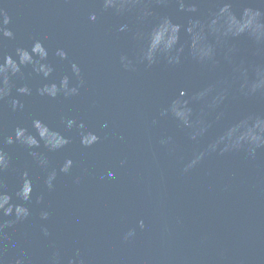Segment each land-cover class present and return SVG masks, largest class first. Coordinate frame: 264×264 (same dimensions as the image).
<instances>
[{
	"label": "water",
	"instance_id": "obj_1",
	"mask_svg": "<svg viewBox=\"0 0 264 264\" xmlns=\"http://www.w3.org/2000/svg\"><path fill=\"white\" fill-rule=\"evenodd\" d=\"M194 2L201 16L214 4V0ZM243 6L264 11L261 0H235L234 10L239 12ZM4 7L13 19L10 27L16 38L4 39L0 54L15 58L17 47L30 50L34 40H40L56 69L55 79L70 75V61H75L86 81L78 97L52 100L38 95L37 89L46 81L30 76L29 67L23 69V80L14 78L12 96L0 101V146L11 159V167L3 173L5 190L14 203H23L15 192L24 171L34 186L32 201L25 205L31 208L32 217L6 229L16 244L13 248L8 241L3 242L7 261L22 250L31 264H50L53 253L59 250L67 264L79 249L85 264H264V150L255 159L243 151L213 154L184 173L185 164L221 125H214L209 136L197 143L170 117L159 116L181 90L190 98L209 82L230 80L232 65L221 56L220 67L209 69L186 57L180 66L170 67L161 60L151 68L138 64L137 71L127 72L119 63L120 55L135 59L141 47L134 38L140 28L134 16H117L109 10L93 23L89 13L101 12V0H4ZM153 10L182 25L189 18L174 0ZM123 23L130 24L132 33L116 31ZM150 27L146 24L143 30ZM232 43L239 49L236 63L264 62V53L256 54L246 37ZM60 47L68 52L69 60L55 56ZM249 75L254 78L251 71ZM25 83L32 89L31 96L16 92V87ZM237 87L226 102L224 124L249 112L264 114V96L246 98L235 90ZM12 98L20 99L25 108L13 112ZM63 116L83 120L88 131L100 135V143L83 147L78 132L68 133L61 123ZM33 119L63 132L71 143L50 153L43 142L40 149L31 150L18 142H4L8 136L14 137L17 126L34 132ZM153 119L159 124L153 126ZM104 123L109 128H102ZM165 135L174 138L169 147L159 143ZM30 151L47 155L57 171L66 159H73L71 174L61 173L55 190L49 192L44 183L46 173ZM109 171L114 177H108ZM41 195L44 201L38 204ZM44 207L52 214L47 222L39 219ZM141 220L143 229L139 227ZM41 223L48 225L49 238L40 232ZM131 229L136 235L125 241Z\"/></svg>",
	"mask_w": 264,
	"mask_h": 264
},
{
	"label": "clouds",
	"instance_id": "obj_2",
	"mask_svg": "<svg viewBox=\"0 0 264 264\" xmlns=\"http://www.w3.org/2000/svg\"><path fill=\"white\" fill-rule=\"evenodd\" d=\"M169 2L170 0H101V12L99 14L90 12L88 19L96 23L99 15L109 10L114 11L117 16H134L136 24L140 26L134 38L141 42V47L135 59L127 54L120 55L119 63L127 72L137 71L138 64L151 68L161 60L170 67L180 66L186 57L201 67L218 69L222 56L225 62L232 65L230 80L209 82L196 90L190 98L187 91L181 90L179 96L160 111L159 116L161 119L170 117L191 141L197 143L209 136L210 129L214 125H221L219 131L212 136L204 148L195 153L185 164L184 173L191 172L213 154L224 156L243 151L249 158L255 159L258 152L264 150V114L249 112L239 118H233L226 124L223 121L226 116L224 108L232 96L234 86L238 85L235 90L243 97L264 96V62L247 66L244 61L236 63L235 57L239 49L232 43L241 37H246L254 45L256 54L264 53V11L257 7L243 6L237 12L234 10L235 0H214L212 9L206 16H201L194 0H174L180 12L189 14L187 24L182 25L174 23L167 15H158L153 10L154 6H167ZM261 3H264V0H261ZM12 23L13 19L4 7V0H0V46L4 39L16 38L10 27ZM146 24H151V27L143 30ZM116 31L132 33V27L129 23H123ZM55 56L62 61L69 60V54L63 47L56 49ZM29 67H31L30 76L34 75L46 81L37 89L40 97L52 100L60 96L65 99L78 97L81 89L86 86L82 67L75 61H70V75L66 74L58 80L55 79L56 69L49 62L48 49L40 40H34L30 50L26 47H17L15 58L13 55L0 54V101L12 96L15 87L14 78L23 80L25 78L23 69ZM250 71L254 73V78L249 75ZM16 92L19 96L32 95V89L27 83L16 87ZM10 104L13 112L25 108L18 98H12ZM212 116L214 120L210 121L209 117ZM159 122L158 119L152 120L153 126L158 125ZM61 123L68 133L78 132L80 143L85 148H92L101 141L100 135L87 130L83 120L78 122L76 118L63 116ZM31 126L34 132L26 127L17 126L14 137L8 136L4 142L7 145L18 142L30 150L40 149L43 142V147L50 153L63 150L71 143L69 136L51 128L40 119H33ZM102 128H109V124L104 123ZM159 143L161 146L169 147L174 143V138L165 135L160 138ZM29 154L46 173L44 183L49 192L55 190L59 175L61 173L70 175L74 167V160L69 158L57 171L44 153L30 151ZM10 167L11 159L0 146V264H31L28 254L22 250L11 261H7L6 248L2 246L4 241H8L11 247L15 248L16 244L11 241L6 229L14 228L32 217L31 208L25 205L32 201L33 181L27 171L22 173V183L15 192V197L23 203H14L13 196L5 190L6 185L3 180V173ZM108 177H114V173L109 171ZM75 182L79 183V179ZM43 201L44 196H39L37 203L43 204ZM51 215L48 208L44 207L40 210L39 219L47 222L51 219ZM5 217L11 219L5 220ZM139 227L141 229L145 227L143 220L139 222ZM40 232L45 238L51 236L46 223H41ZM135 235V229H131L125 234L124 240H131ZM50 264H64L59 250L53 253ZM67 264H85L79 249L75 250L74 255L67 260Z\"/></svg>",
	"mask_w": 264,
	"mask_h": 264
}]
</instances>
